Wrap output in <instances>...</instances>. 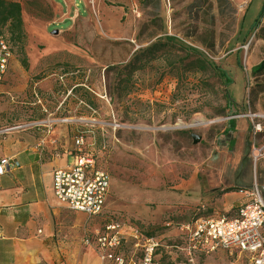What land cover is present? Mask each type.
<instances>
[{
    "label": "rangeland",
    "instance_id": "374dc122",
    "mask_svg": "<svg viewBox=\"0 0 264 264\" xmlns=\"http://www.w3.org/2000/svg\"><path fill=\"white\" fill-rule=\"evenodd\" d=\"M15 1L28 70L14 48L0 87L1 151L29 137L73 151L81 132L111 177L108 212L126 233L168 244L179 241L168 221L233 214L225 194L239 192L242 163L264 185V72L255 73L264 63V0ZM100 223L59 208L52 236L44 227L23 233L41 263H25L17 242L0 237V264H102L84 244ZM199 262L249 259L219 250Z\"/></svg>",
    "mask_w": 264,
    "mask_h": 264
},
{
    "label": "built area",
    "instance_id": "2783aa9c",
    "mask_svg": "<svg viewBox=\"0 0 264 264\" xmlns=\"http://www.w3.org/2000/svg\"><path fill=\"white\" fill-rule=\"evenodd\" d=\"M13 59L9 44L0 37V87ZM89 147L86 137L78 133L72 162L53 173V194L67 210L85 215L91 223L101 221L99 231L86 233L84 244L97 252L102 264H161L162 254L171 264H201V255L219 250L238 252L249 264H264V198L256 184L245 191L248 200L232 215L199 217L185 224L168 221L166 228L179 231V241L168 244L147 233H126L125 222L108 212L111 177L96 163ZM11 167L10 159L0 160V177Z\"/></svg>",
    "mask_w": 264,
    "mask_h": 264
},
{
    "label": "crops",
    "instance_id": "0c3cea01",
    "mask_svg": "<svg viewBox=\"0 0 264 264\" xmlns=\"http://www.w3.org/2000/svg\"><path fill=\"white\" fill-rule=\"evenodd\" d=\"M62 1L66 4L65 0ZM73 2L72 8L77 7L75 0ZM48 147L46 151L42 144L36 145V140L29 137L26 144L19 142L12 151L3 152L0 150V155L4 156L2 160L10 159L12 165L0 177V223L2 229L0 237L5 242H17L15 243L17 253L22 256L25 263H30L27 256L32 257L35 261L39 260L40 263L41 259L38 254H35V249H26L27 245L32 247L28 242L34 241L33 238L24 236L23 233L26 231L33 233L34 230L37 231L44 227L45 234L52 236L54 219L58 215L59 208L66 209L54 197L53 173L56 169L66 167L72 162L70 156L72 150L68 146L56 144V141L49 144ZM244 163L239 167L238 175L234 180V187L239 189V192L225 194L226 198L232 199V204L226 206L227 210L237 205L232 213L248 200L245 194L246 189L257 183V174L246 170ZM75 214L80 220H83L84 217L87 219L83 214ZM38 233L41 235L42 231L40 230Z\"/></svg>",
    "mask_w": 264,
    "mask_h": 264
},
{
    "label": "trees",
    "instance_id": "16d2710c",
    "mask_svg": "<svg viewBox=\"0 0 264 264\" xmlns=\"http://www.w3.org/2000/svg\"><path fill=\"white\" fill-rule=\"evenodd\" d=\"M0 29H6L8 37L0 34L9 44L11 52L15 58L14 48H18L24 56L22 65L28 70V61L25 57V47L27 37L24 29L23 9L21 3L15 0H0ZM264 72V63L259 65L255 73ZM227 81V86L231 85L232 79L227 72H222ZM228 193V192H227Z\"/></svg>",
    "mask_w": 264,
    "mask_h": 264
},
{
    "label": "water",
    "instance_id": "95a60500",
    "mask_svg": "<svg viewBox=\"0 0 264 264\" xmlns=\"http://www.w3.org/2000/svg\"><path fill=\"white\" fill-rule=\"evenodd\" d=\"M53 34L57 35L58 34V31H55ZM192 138H193V141H194V144H197L200 142L201 138L195 134L192 135ZM254 186V185H253ZM252 186V187H253Z\"/></svg>",
    "mask_w": 264,
    "mask_h": 264
},
{
    "label": "flooded vegetation",
    "instance_id": "af4514ba",
    "mask_svg": "<svg viewBox=\"0 0 264 264\" xmlns=\"http://www.w3.org/2000/svg\"><path fill=\"white\" fill-rule=\"evenodd\" d=\"M256 182L258 183L259 182V180H258V178L256 177ZM258 188H259V191H260V193L262 194V196H263V198H264V185H258Z\"/></svg>",
    "mask_w": 264,
    "mask_h": 264
},
{
    "label": "bare ground",
    "instance_id": "6f19581e",
    "mask_svg": "<svg viewBox=\"0 0 264 264\" xmlns=\"http://www.w3.org/2000/svg\"><path fill=\"white\" fill-rule=\"evenodd\" d=\"M202 123V122H201ZM196 124V123H195ZM180 126V128H182V127H184V125H179Z\"/></svg>",
    "mask_w": 264,
    "mask_h": 264
}]
</instances>
